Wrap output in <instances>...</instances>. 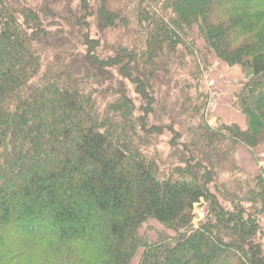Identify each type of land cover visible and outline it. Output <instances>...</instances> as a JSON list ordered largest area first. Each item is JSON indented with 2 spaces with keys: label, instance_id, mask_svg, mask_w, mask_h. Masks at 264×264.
<instances>
[{
  "label": "trees",
  "instance_id": "trees-1",
  "mask_svg": "<svg viewBox=\"0 0 264 264\" xmlns=\"http://www.w3.org/2000/svg\"><path fill=\"white\" fill-rule=\"evenodd\" d=\"M209 52L244 128L205 119ZM263 145L264 0H0V264H264Z\"/></svg>",
  "mask_w": 264,
  "mask_h": 264
},
{
  "label": "rangeland",
  "instance_id": "rangeland-1",
  "mask_svg": "<svg viewBox=\"0 0 264 264\" xmlns=\"http://www.w3.org/2000/svg\"><path fill=\"white\" fill-rule=\"evenodd\" d=\"M76 2V0H74ZM197 29L194 30L196 45L199 51L205 53L204 42L198 37ZM208 67L202 72V85L201 88L207 92L208 101L206 103L205 119L209 126L215 127L218 125V114H225L228 116V124L234 121L235 118L243 119L242 113L232 106L234 93L240 88L243 83L248 80V75L240 67L235 66L232 68L227 67L221 63L211 52L207 54ZM197 65L201 68L202 65L199 60H196ZM211 111L215 112L212 113ZM217 114V115H216ZM236 120V119H235ZM220 121V120H219ZM220 123H222L220 121ZM225 124V123H223ZM226 124V125H228ZM245 125V121H244ZM242 147V146H240ZM244 148V147H243ZM237 146L235 158L238 166L248 175L256 176L259 173L260 166L264 165V145L255 151L243 149ZM239 156V158H238ZM238 158V159H237ZM238 160L241 165H239ZM205 209H198L195 207L194 225H197L204 217ZM260 221L264 229V210L260 216ZM161 231V227L153 221H148L140 229V235L147 236L150 240L156 239V233ZM138 256L133 264H136Z\"/></svg>",
  "mask_w": 264,
  "mask_h": 264
},
{
  "label": "crops",
  "instance_id": "crops-1",
  "mask_svg": "<svg viewBox=\"0 0 264 264\" xmlns=\"http://www.w3.org/2000/svg\"><path fill=\"white\" fill-rule=\"evenodd\" d=\"M212 113H215V112H213V111H211ZM217 115V114H216ZM219 116V117H218ZM217 117L219 118V120L222 122V123H225V124H228V116H226L225 114H218L217 115ZM236 119V120H235ZM234 119V121L233 122H231V124H237L238 126H240V127H242V128H244V121H243V119H237V118H235ZM239 147V149L240 148H243V147H240V146H238ZM243 149H245V148H243ZM238 158H239V156H238ZM237 158V159H238ZM238 163H239V165L240 166H242L241 165V163H240V161L238 160Z\"/></svg>",
  "mask_w": 264,
  "mask_h": 264
},
{
  "label": "water",
  "instance_id": "water-1",
  "mask_svg": "<svg viewBox=\"0 0 264 264\" xmlns=\"http://www.w3.org/2000/svg\"><path fill=\"white\" fill-rule=\"evenodd\" d=\"M203 207V205H198L197 208L198 209H201Z\"/></svg>",
  "mask_w": 264,
  "mask_h": 264
}]
</instances>
